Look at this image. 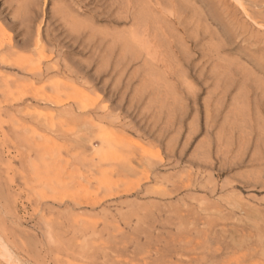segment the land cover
<instances>
[{
    "label": "rangeland",
    "instance_id": "1",
    "mask_svg": "<svg viewBox=\"0 0 264 264\" xmlns=\"http://www.w3.org/2000/svg\"><path fill=\"white\" fill-rule=\"evenodd\" d=\"M88 1L0 0V264H264V20Z\"/></svg>",
    "mask_w": 264,
    "mask_h": 264
},
{
    "label": "bare ground",
    "instance_id": "2",
    "mask_svg": "<svg viewBox=\"0 0 264 264\" xmlns=\"http://www.w3.org/2000/svg\"><path fill=\"white\" fill-rule=\"evenodd\" d=\"M19 1V0H18ZM21 1V0H20ZM90 1V0H89ZM89 1H88V3H89ZM241 1H243V0H241ZM241 1H237L236 0V2L238 3V7H240L242 10L241 11H243L245 14H247V19H248V21L250 20L254 25H256V26H259L260 24H259V22L260 23H262V21L264 20L263 18H261L260 17V15H254V16H251V15H248V12H247V8L245 7V3H243V2H241ZM253 0H251V2H252ZM264 1V0H263ZM94 2V1H93ZM100 1H98V3H99ZM187 2V1H186ZM201 2V1H200ZM246 2V1H245ZM251 2H249V3H251ZM259 2V1H258ZM258 2H257V0L256 1H253L252 3H251V5L252 6H254L255 8L258 6ZM87 3V4H88ZM92 3V2H91ZM97 3V2H96ZM95 3V4H96ZM76 4V3H75ZM210 4V3H209ZM208 4V2H207V6L209 7V8H211L212 6H213V4H210L209 5ZM236 4V3H235ZM261 4V3H260ZM80 4H79V2H78V5H74V7H76V6H79ZM224 6V7H226L227 5H226V2H223L222 1V3H221V6ZM86 6V5H85ZM84 6V7H85ZM167 6V5H166ZM171 6V5H170ZM253 7V8H254ZM261 7V6H260ZM263 7V6H262ZM116 8V7H115ZM82 9H83V7H82ZM232 9V8H231ZM262 9H264V8H262ZM135 10V9H134ZM205 10V9H204ZM225 10V9H224ZM130 11H132V10H130ZM237 11V10H236ZM72 12H74V11H72ZM115 12V11H114ZM226 13H227V15H228V17H229V19L228 20H230L231 18H234V14L235 13H232V11L230 10V9H226V11H225ZM242 12V13H243ZM171 13V12H170ZM224 13V12H223ZM241 13V12H240ZM243 13V14H244ZM244 14V15H245ZM249 14H251L250 12H249ZM14 15V14H13ZM125 15V14H124ZM134 15V14H133ZM226 15V14H225ZM243 15V16H244ZM65 16V15H64ZM138 16H140V15H138ZM13 17V16H12ZM129 17V16H128ZM10 18V17H9ZM130 18V17H129ZM168 18V17H167ZM245 18V17H244ZM9 20V19H8ZM129 20V19H128ZM240 20V19H239ZM244 20V19H243ZM259 20H261V21H259ZM10 21V20H9ZM14 22L16 23V22H20L19 21V18L18 17H16L15 18V20H14ZM214 22V21H213ZM14 23V24H15ZM245 23V22H244ZM231 24V23H230ZM264 24V23H263ZM248 25V24H247ZM174 26H175V24H174ZM241 26V25H240ZM230 27V26H229ZM235 27V26H234ZM249 27V26H248ZM253 27V26H252ZM237 28V27H236ZM242 28V27H241ZM244 28V27H243ZM20 29H22V32L24 31V32H26L27 34H29L30 32H31V28L30 27H28V26H25V25H23V22H21L20 23ZM222 29V28H221ZM238 29V28H237ZM246 29V28H245ZM253 29V28H252ZM256 29V28H255ZM263 29H264V27H263ZM182 30V29H181ZM258 30V29H257ZM253 31V30H252ZM251 31V32H252ZM259 31V30H258ZM261 31V30H260ZM259 31V32H260ZM235 32V31H234ZM241 32H243V31H240V32H238L237 34H240ZM72 33H74V34H78L79 32L78 31H73ZM223 33V32H222ZM249 33H250V31H249ZM253 33V32H252ZM81 33H79V35H80ZM87 34V33H86ZM85 34V35H86ZM256 34V33H255ZM262 34V33H261ZM230 35V34H229ZM264 35V34H263ZM94 36V35H93ZM226 36V35H225ZM239 36V35H238ZM243 36V35H242ZM247 36V35H246ZM85 37V36H84ZM95 37V36H94ZM264 37V36H263ZM79 39H78V44H80V36L78 37ZM139 38H142V37H139ZM139 38H133V40L134 41H138L139 42V44L140 43H142V40H140ZM238 38V37H237ZM86 39V38H85ZM144 39H145V37H144ZM172 40V39H171ZM248 40H250V39H248ZM236 41V40H235ZM241 41H243L242 39H241ZM240 41V42H241ZM251 41H253V40H251ZM189 42V41H188ZM249 42V41H248ZM256 42H257V40H256ZM255 42V43H256ZM137 43V42H136ZM149 43H151V42H149ZM253 43V42H252ZM254 43V44H255ZM4 44V43H3ZM41 44H42V38H41V36H40V34H38L37 35V38H36V40H34V42L33 41H31L30 39H26L25 40V42L21 45V46H19V45H15V44H13V43H9L8 44V49H7V54H0V63L1 64H3V65H9L10 67H16V68H18V69H20V70H22V71H26V72H33L32 70H31V65H32V62H33V59L32 58H30V59H24V58H22V57H19V52L20 51H27V50H30V48L32 47V46H34V49H39L40 47H41ZM95 44H97V43H95ZM128 43H126V45H127ZM129 44H130V40H129ZM145 44V43H144ZM241 44V43H240ZM243 44V43H242ZM253 44V45H254ZM258 44V43H257ZM260 44V43H259ZM7 45V44H6ZM123 45V44H122ZM148 45V44H147ZM212 45H214V44H212ZM229 45V44H228ZM227 45V46H228ZM232 45V44H231ZM124 46V45H123ZM132 46V45H131ZM237 46V45H236ZM242 46V45H241ZM251 46V45H250ZM79 47V46H78ZM97 47V46H96ZM110 47V46H109ZM125 47V46H124ZM150 47V46H149ZM215 47V46H214ZM256 47V46H255ZM234 48V47H233ZM250 48H252V47H250ZM259 48V47H258ZM128 49V48H127ZM145 49V48H144ZM239 49V48H238ZM246 49H248V48H246ZM3 50H5V48L1 45L0 46V53H2L3 52ZM145 50H147V49H145ZM171 50V49H170ZM240 50V49H239ZM128 51V50H127ZM149 51V50H148ZM148 51H146V52H148ZM177 51V50H176ZM217 51V50H216ZM216 51H215V53H216ZM260 51V50H259ZM126 52V51H125ZM136 52V51H135ZM134 52V53H135ZM184 52V51H183ZM239 53H241L240 51H238ZM131 53H132V51H131ZM150 53V52H149ZM173 53H174V51H173ZM218 53H220V52H218ZM217 54V53H216ZM43 55V54H42ZM53 55V54H52ZM51 55V56H52ZM127 55V54H126ZM128 55H129V52H128ZM132 55V54H131ZM149 55V54H148ZM170 55V54H169ZM178 55V54H177ZM245 55V54H244ZM51 56H47V57H44L45 59L47 58V59H49V58H51ZM171 56V55H170ZM174 56V55H173ZM176 56V55H175ZM189 56V55H188ZM214 56V55H213ZM166 58H167V56H165ZM200 57V56H199ZM215 57V56H214ZM25 58H27V56L25 57ZM42 59V58H41ZM140 60V59H139ZM250 60H251V57H250ZM253 61V60H252ZM40 62V61H39ZM44 62V61H43ZM159 62V61H158ZM194 62V61H193ZM192 62V63H193ZM254 62V61H253ZM38 63V62H37ZM36 63V64H37ZM134 63V62H133ZM161 64V63H160ZM185 64V63H184ZM194 64V63H193ZM257 64V63H256ZM124 65H126V64H124ZM123 65V66H124ZM192 64H190V66H191ZM217 66V65H216ZM220 67V66H219ZM224 67V66H223ZM234 67V66H233ZM259 67H260V65H259ZM264 67V66H263ZM236 68V67H235ZM37 69V68H36ZM41 69V68H40ZM56 68H54V70H55ZM233 69V68H232ZM261 69H262V66H261ZM235 70V69H234ZM91 71V70H90ZM100 71V70H99ZM224 71V70H223ZM59 72V71H58ZM34 73V72H33ZM40 74H39V79H41V78H43L44 77V73L42 72V71H40L39 72ZM227 73V72H226ZM246 74H248V73H246ZM32 75V74H31ZM191 75V74H190ZM193 76V75H192ZM227 76V75H226ZM250 76V75H249ZM248 76V77H249ZM172 78V77H171ZM186 78V77H185ZM189 78V77H188ZM226 78V77H225ZM169 79H170V77H169ZM228 79V78H227ZM245 81V80H244ZM10 82V81H9ZM238 84V83H237ZM242 84V83H241ZM242 86V85H241ZM169 87V86H168ZM176 87V86H175ZM21 90V89H20ZM22 91V90H21ZM18 92V91H17ZM14 93H16V92H14ZM150 93V92H149ZM177 93V92H176ZM16 94H18V93H16ZM62 95V94H61ZM74 95H75V93H74ZM25 96V95H24ZM135 96V95H134ZM139 100V99H138ZM71 101V100H70ZM140 101V100H139ZM73 102V101H72ZM71 102V103H72ZM136 102V101H135ZM75 103H77L76 101H75ZM87 108V107H86ZM107 110V109H106ZM86 111H87V109H86ZM77 112V111H76ZM117 122V121H116ZM115 124H117V123H115ZM103 129V128H102ZM101 133H103V132H101ZM125 137L126 138H128L129 139V137H127L126 135H125ZM126 140V139H125ZM125 143V142H124ZM127 144V143H126ZM119 146H121L120 144H119ZM118 146V147H119ZM127 147V146H126ZM116 149V148H115ZM122 150V149H121ZM129 150V149H128ZM115 151V150H114ZM125 151V150H124ZM142 151V150H141ZM101 153V152H100ZM125 154V153H124ZM123 154V155H124ZM128 154V153H127ZM142 154V153H141ZM141 154H139V156L141 155ZM125 156H126V154H125ZM131 156V155H130ZM126 157H128V156H126ZM132 157V156H131ZM134 157V156H133ZM145 157V156H144ZM122 159H124V158H122ZM126 159H128V158H126ZM125 159V160H126ZM132 159V158H131ZM130 160V159H129Z\"/></svg>",
    "mask_w": 264,
    "mask_h": 264
}]
</instances>
